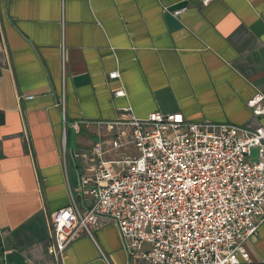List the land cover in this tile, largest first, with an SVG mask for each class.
Wrapping results in <instances>:
<instances>
[{"label":"crops","instance_id":"obj_1","mask_svg":"<svg viewBox=\"0 0 264 264\" xmlns=\"http://www.w3.org/2000/svg\"><path fill=\"white\" fill-rule=\"evenodd\" d=\"M203 1L0 0V264H56L51 216L90 168L75 156L108 135L74 122L112 121L130 107L139 118L264 126L248 106L264 94V0ZM246 247L242 264H264V220ZM61 264L146 262L105 223Z\"/></svg>","mask_w":264,"mask_h":264},{"label":"built area","instance_id":"obj_2","mask_svg":"<svg viewBox=\"0 0 264 264\" xmlns=\"http://www.w3.org/2000/svg\"><path fill=\"white\" fill-rule=\"evenodd\" d=\"M110 78L120 79L119 70ZM114 95H125L124 88ZM59 105L66 124L65 91ZM248 106L264 116V94ZM123 112L112 121L72 124L95 125L108 135L75 156L90 168L70 187L69 204L51 216L56 264L74 240L93 236L105 223L119 228L129 257L146 264L249 261L246 241L258 236L264 220V126L190 121L180 112L139 118L130 107Z\"/></svg>","mask_w":264,"mask_h":264},{"label":"rangeland","instance_id":"obj_3","mask_svg":"<svg viewBox=\"0 0 264 264\" xmlns=\"http://www.w3.org/2000/svg\"><path fill=\"white\" fill-rule=\"evenodd\" d=\"M89 140H90V138H89L87 141H89ZM87 143H88V142H87ZM253 154H254V155H253L252 160H255V158H254L255 155H256V149H255V148L253 149ZM71 172H72V170L70 171V173H71ZM71 176H72V175H71ZM72 177H73V176H72ZM72 177H71V178H72ZM72 179H73V178H72ZM73 184H74V183H73Z\"/></svg>","mask_w":264,"mask_h":264}]
</instances>
